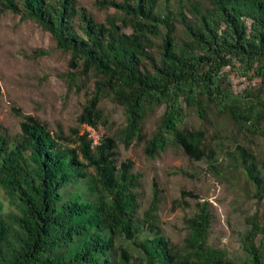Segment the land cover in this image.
I'll use <instances>...</instances> for the list:
<instances>
[{
    "label": "trees",
    "instance_id": "1",
    "mask_svg": "<svg viewBox=\"0 0 264 264\" xmlns=\"http://www.w3.org/2000/svg\"><path fill=\"white\" fill-rule=\"evenodd\" d=\"M94 3L105 11L103 20L78 0H0V12L34 20L68 55V69L58 75L70 89L90 82L78 126L68 135L12 107L22 120L16 135L0 132V189L11 206L0 209V264H264V219L245 216V255L235 258L208 243L209 202L189 189L179 191L172 207L192 208L189 197L197 209L185 219L182 241H171L157 219V183L141 212V175L130 159L117 163L116 153L117 146L142 143L145 158L153 160L176 148L264 201V160L254 140L264 138V0ZM232 73L247 81L239 91ZM104 97L123 115L112 131L100 105ZM190 114L202 121L225 114L232 128L221 135L189 127ZM86 127L109 133L93 147ZM172 172L186 175L181 167ZM118 237L138 254L117 244Z\"/></svg>",
    "mask_w": 264,
    "mask_h": 264
},
{
    "label": "rangeland",
    "instance_id": "2",
    "mask_svg": "<svg viewBox=\"0 0 264 264\" xmlns=\"http://www.w3.org/2000/svg\"><path fill=\"white\" fill-rule=\"evenodd\" d=\"M78 2L90 9L98 20L104 19L105 11L96 7L94 0ZM37 49L47 50L48 53L38 55L35 52ZM67 60L68 55L55 47L50 33L34 20L21 18L19 14L9 11L0 12V132L6 131L10 135L19 132L22 117L13 112V106L21 109L22 115H32L45 122L51 130L60 128L65 135L78 126L76 117L86 94L90 92V82L79 91L74 87L70 89L64 78L58 75L67 71ZM233 79L234 83L239 84L236 78ZM100 105L106 110L109 123H113L111 131L123 123L120 107L114 105L109 97H104ZM161 111L159 109L154 117L160 115ZM152 119L150 117L145 125L146 132L153 125ZM185 124L189 127L202 126L221 135H226L232 128L231 119L225 114H210L205 121L190 114ZM106 131L100 127L95 133L102 135ZM240 137L238 140L242 142ZM254 140L259 158L264 160V138L258 136ZM226 142L231 146L235 144L231 139H226ZM142 145L116 148L117 163L130 159L131 170L141 175L140 187L137 188L140 211L147 208L152 184L156 182L161 198L156 212L159 225L171 241L179 243L187 232L185 219L197 209L194 205L197 200L186 198L193 204L190 209L183 204L173 208V202L179 199L181 189L193 190L200 195L198 201L209 202L208 243L226 249L235 258L244 257L241 240L248 229L245 216L255 213L259 220L264 219V201L258 202L252 198L251 192L248 195L242 184L230 179L220 180L207 173L204 160L191 161L181 150L172 147L161 151L153 160L146 159ZM172 167L183 168L186 175L172 172ZM193 171L198 175L188 174ZM10 208L0 189V209L7 211ZM116 243L122 244L132 255L138 254L131 241L118 237Z\"/></svg>",
    "mask_w": 264,
    "mask_h": 264
},
{
    "label": "built area",
    "instance_id": "3",
    "mask_svg": "<svg viewBox=\"0 0 264 264\" xmlns=\"http://www.w3.org/2000/svg\"><path fill=\"white\" fill-rule=\"evenodd\" d=\"M247 23L249 24L250 21L247 20ZM226 68L228 69V66ZM230 77H231V80H232L233 89L235 91L241 90L247 84V81H246V79L244 77L236 76L233 73L230 75ZM233 78H236V82H239V84L234 83V79ZM251 83L254 84L255 82L251 81ZM86 130L88 131V136L91 139L92 145L95 146V145L99 144V138H100L101 135L95 133L96 130H94L93 128L86 127Z\"/></svg>",
    "mask_w": 264,
    "mask_h": 264
},
{
    "label": "clouds",
    "instance_id": "4",
    "mask_svg": "<svg viewBox=\"0 0 264 264\" xmlns=\"http://www.w3.org/2000/svg\"><path fill=\"white\" fill-rule=\"evenodd\" d=\"M98 145V144H97ZM93 146V145H92ZM96 146V145H95ZM94 147V146H93ZM2 190V189H1ZM4 192V191H3ZM5 195V194H4ZM6 197V196H5Z\"/></svg>",
    "mask_w": 264,
    "mask_h": 264
}]
</instances>
